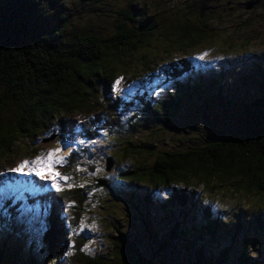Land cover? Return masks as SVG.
<instances>
[{"label":"rangeland","instance_id":"374dc122","mask_svg":"<svg viewBox=\"0 0 264 264\" xmlns=\"http://www.w3.org/2000/svg\"><path fill=\"white\" fill-rule=\"evenodd\" d=\"M254 1L53 0L51 22L54 23V17L62 13V17L69 18L70 29H87L105 37L115 28L118 13L135 5L155 16L158 32L147 48L129 60L128 67L118 78L125 102L122 101L124 110L118 126L103 132L99 140H86L77 145H69V138L59 129H51L34 140L21 137L10 155L14 163H0V253H3V264H30L31 257L37 263L52 264L44 239L49 211H26L30 198L44 194L40 189L36 190L38 187L32 177L38 182H47V186L59 181L64 188L80 187L85 191L89 199L78 235L85 239L88 255L112 259L114 240L122 231L153 264H187L185 244L180 243V239H172L171 228L180 221L173 218V209H162L167 203V195L155 194L148 184L132 186L120 175L128 170L150 167L159 153L185 152L192 147L201 149L212 141L236 139L247 132L245 106L253 102L264 104V0H258V5L247 10ZM202 14L210 18V24L195 26L202 31L205 40L189 47L182 46L189 41H180L175 30L181 31L184 24L200 21ZM145 61L150 63L149 68H143ZM184 61L194 70L176 78L174 69L183 70ZM174 99L179 102L167 125L147 116V100L166 103ZM53 132L59 137L40 150L42 139ZM134 148L145 152L134 155L131 153ZM49 153H55L54 162L63 158L62 163L53 166L52 172L59 173L56 180L50 172H45L46 178H42L32 171L43 166L35 163L39 159L47 163ZM74 153L76 156L70 158ZM109 158L114 165L107 172L106 160ZM25 161L28 167L23 173L13 171ZM94 165L99 168H93ZM66 170L68 175L63 176ZM8 172L13 174L10 179L4 178ZM17 173L21 179L15 175ZM96 178L107 179L113 191L99 189ZM218 184L216 181L215 185H210L208 191L202 186L193 188V185L191 191L196 194L204 191V200L205 194L215 186L210 193L212 199L207 200H212L215 212L227 219L228 231L241 229L240 226L247 228L239 237L235 253L248 240L247 245L253 247L252 257L264 264V234L251 220V213L261 206L260 196L239 192L233 183ZM128 187L136 198L149 202L148 210L140 207L141 210L136 212L126 207L129 197L123 190ZM189 220L195 221L197 228L205 218L194 212ZM238 220L240 225H236ZM224 236L216 240L218 245L214 250L230 246L233 236ZM166 244L170 246L168 253L162 250ZM8 255L15 259L13 263L6 261Z\"/></svg>","mask_w":264,"mask_h":264},{"label":"trees","instance_id":"16d2710c","mask_svg":"<svg viewBox=\"0 0 264 264\" xmlns=\"http://www.w3.org/2000/svg\"><path fill=\"white\" fill-rule=\"evenodd\" d=\"M259 3L256 0L250 4ZM52 8L53 0H0L2 164L14 163L10 155L21 137L34 140L51 129H59L69 138V145H77L86 140H99L103 132L118 126L122 121L124 96L116 81L128 67L129 60L147 48L158 32L155 16L135 5L118 13L115 28L105 37L87 29H70V20L67 16L62 17V13L57 14L52 23ZM199 19L193 24H184L181 31L175 30L180 41H189L182 46L189 47L205 40L195 25L206 27L211 21L203 14ZM183 63V70L174 69L176 78L194 70L187 62ZM142 66L149 68L150 63L145 61ZM178 102L175 99L166 103L147 100L145 111L156 122L167 125ZM244 122L247 132L236 139L215 140L201 149L192 147L185 152L159 153L150 167L128 170L120 175L132 186L148 184L155 194L167 195V203L162 209H173V218L180 221L171 228L172 239H180L179 242L185 244L187 264H263L252 257L253 247L247 245L248 240L235 253L239 237L247 228L240 226L242 230L228 231L227 219L215 212L212 200H207L212 199L210 193L215 186L205 194L204 200V191L203 194L191 191L193 185V188L202 186L208 191L217 181L218 186L233 183L239 192L260 196L261 206L251 213V220L264 234V104L246 105ZM45 148L46 145L40 146V150ZM144 152L141 148H134V152L131 149V153L138 156ZM75 156V153L71 154L70 158ZM93 168H99V165ZM15 175L21 179L18 173ZM67 175L68 170L63 173V176ZM12 176L8 172L4 178ZM32 179L38 187L47 185V182L36 181L35 177ZM96 179L99 189L113 191L107 179ZM123 191L129 197L127 208L136 212L141 210L140 207L148 210L149 202L136 198L130 187ZM37 199L50 201L44 239L52 264H153L122 231L114 240L112 259L87 254L85 239L78 235L89 199L82 188H64L58 194L45 193L30 198V203ZM205 202L211 204L203 206ZM194 212L205 218L197 228L196 222L189 220ZM236 225H240V220ZM225 234L233 236L230 246L214 250L218 245L216 240ZM162 250L168 253L169 244ZM6 261L13 263L15 259L8 255ZM29 262L42 264L35 262L34 257L29 258ZM3 263V253H0V264Z\"/></svg>","mask_w":264,"mask_h":264},{"label":"snow or ice","instance_id":"6c2138e0","mask_svg":"<svg viewBox=\"0 0 264 264\" xmlns=\"http://www.w3.org/2000/svg\"><path fill=\"white\" fill-rule=\"evenodd\" d=\"M201 58H203V57H201ZM116 84L119 85L120 80H117ZM57 151H60V150L58 149ZM54 155H55V153H49V155L47 157V163L46 164H45L43 159H39L38 161L35 162L36 164L43 165L40 168H33L32 169V171L35 173V175L41 176L42 178H46L45 172H50V173H52V179L53 180H56L59 177V173L58 172H52V170H53L54 163H62L63 158L61 157L58 161L54 162L53 161ZM26 167H28L27 161H25L20 167L13 169V171L23 173V171ZM27 174H31V173H27ZM54 186L57 188V190H59V184L58 183H56Z\"/></svg>","mask_w":264,"mask_h":264},{"label":"clouds","instance_id":"9594fccd","mask_svg":"<svg viewBox=\"0 0 264 264\" xmlns=\"http://www.w3.org/2000/svg\"><path fill=\"white\" fill-rule=\"evenodd\" d=\"M53 134H56L57 135V138L59 137V135L56 132H53ZM51 136L42 139V141L45 140V139L50 138ZM42 141H41V143H42ZM50 143H52V142H50ZM50 143H47V144H50ZM47 144H43L42 143V145H47ZM56 183L59 184V190H57V188L54 186ZM38 189H40L41 191H43L44 194L45 193H48L49 191L51 193L58 194V193H60V192H62L64 190V187H63V185L62 186L60 185V182L59 181H56V182L51 183L49 186L46 185L45 188H42V187L36 188V190H38ZM35 197H37V196H34L33 198H35ZM44 206H46V209H44ZM50 208L51 207H50V201H49V199H37L36 201L30 203V206L26 208V211H28V209H31L30 211H43V212H48L50 210Z\"/></svg>","mask_w":264,"mask_h":264},{"label":"water","instance_id":"95a60500","mask_svg":"<svg viewBox=\"0 0 264 264\" xmlns=\"http://www.w3.org/2000/svg\"><path fill=\"white\" fill-rule=\"evenodd\" d=\"M254 6H255V4L248 5L247 10L252 9ZM56 138H57V135L53 134L50 138L43 140L42 143L47 144V143L53 142ZM113 165H114L113 160L110 158L107 159L106 160V171L109 172L113 168Z\"/></svg>","mask_w":264,"mask_h":264},{"label":"bare ground","instance_id":"6f19581e","mask_svg":"<svg viewBox=\"0 0 264 264\" xmlns=\"http://www.w3.org/2000/svg\"><path fill=\"white\" fill-rule=\"evenodd\" d=\"M45 209H46V206H45Z\"/></svg>","mask_w":264,"mask_h":264}]
</instances>
